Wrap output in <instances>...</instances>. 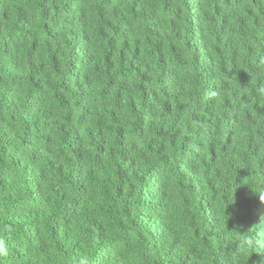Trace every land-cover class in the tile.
<instances>
[{
  "label": "trees",
  "instance_id": "trees-1",
  "mask_svg": "<svg viewBox=\"0 0 264 264\" xmlns=\"http://www.w3.org/2000/svg\"><path fill=\"white\" fill-rule=\"evenodd\" d=\"M264 0H0V264H264Z\"/></svg>",
  "mask_w": 264,
  "mask_h": 264
},
{
  "label": "clouds",
  "instance_id": "clouds-1",
  "mask_svg": "<svg viewBox=\"0 0 264 264\" xmlns=\"http://www.w3.org/2000/svg\"><path fill=\"white\" fill-rule=\"evenodd\" d=\"M262 199H264V198H262Z\"/></svg>",
  "mask_w": 264,
  "mask_h": 264
}]
</instances>
